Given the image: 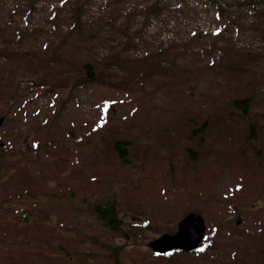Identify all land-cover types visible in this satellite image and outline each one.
Instances as JSON below:
<instances>
[{"label":"rangeland","instance_id":"1","mask_svg":"<svg viewBox=\"0 0 264 264\" xmlns=\"http://www.w3.org/2000/svg\"><path fill=\"white\" fill-rule=\"evenodd\" d=\"M0 116V264H264V0H0ZM191 211L201 248L152 251Z\"/></svg>","mask_w":264,"mask_h":264},{"label":"trees","instance_id":"2","mask_svg":"<svg viewBox=\"0 0 264 264\" xmlns=\"http://www.w3.org/2000/svg\"><path fill=\"white\" fill-rule=\"evenodd\" d=\"M79 8L81 9V7L78 6L75 9V12L72 13V15H77L79 13ZM76 18L81 19V16H76ZM82 68H83V75H87L88 78H91L94 75V71H95L94 64L84 63ZM51 76L52 75H50V77ZM249 103L250 101L248 97L232 99V105L235 108H238L240 105H242V107H249ZM253 129H254L253 126L249 127V130L252 133H253ZM113 145L117 154L122 158L125 157L126 147L128 145V142L126 140L117 139L113 141ZM93 211L95 212L97 217L100 220H102L110 230L114 232H119L121 230L126 231V227L128 228L132 226L131 222L126 221L120 216V211L117 206V202L114 200V198H107L104 201H99L95 203L93 205Z\"/></svg>","mask_w":264,"mask_h":264},{"label":"water","instance_id":"3","mask_svg":"<svg viewBox=\"0 0 264 264\" xmlns=\"http://www.w3.org/2000/svg\"><path fill=\"white\" fill-rule=\"evenodd\" d=\"M204 227L203 218L198 213L191 212L180 220L177 232L163 233L151 241L150 245L157 251H165L173 247L193 249L201 240Z\"/></svg>","mask_w":264,"mask_h":264}]
</instances>
